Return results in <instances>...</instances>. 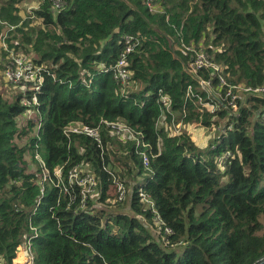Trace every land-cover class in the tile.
<instances>
[{"label":"trees","instance_id":"trees-1","mask_svg":"<svg viewBox=\"0 0 264 264\" xmlns=\"http://www.w3.org/2000/svg\"><path fill=\"white\" fill-rule=\"evenodd\" d=\"M20 1L0 0V52L11 65L23 50L41 82L37 103L29 88L0 91L2 260L29 239L34 264H264V93L209 109L217 97L198 82L227 104L217 73L231 85L264 80V0H37L29 11ZM127 34L123 88L114 73ZM200 50L219 71L189 69ZM179 121L212 134H175ZM71 123L100 142L66 133ZM78 167L96 177L83 202L68 178ZM110 199L124 209L102 205Z\"/></svg>","mask_w":264,"mask_h":264},{"label":"built area","instance_id":"built-area-1","mask_svg":"<svg viewBox=\"0 0 264 264\" xmlns=\"http://www.w3.org/2000/svg\"><path fill=\"white\" fill-rule=\"evenodd\" d=\"M55 7H60L64 0H53ZM133 36L132 35H125L124 36V49L121 52L116 64H115V77L120 82V84L124 87L128 86L129 83V77L131 71L127 67V54L133 49L135 42L132 41ZM185 48H189L188 46H185ZM195 57H192V59L189 61V69L191 71H196L198 68L204 66V67H210L213 71H219L220 66L214 62H212L203 51H197L195 53ZM38 67H35V65L30 61V59L22 58L20 56H14L12 59V64L7 65L3 71L4 80H7L8 83L13 84L14 86H23L24 84L26 87L29 88L33 92L32 98L30 101L33 103H37L36 97L34 95V91L38 90L39 83L41 82V77L36 73L38 71ZM217 78L219 80L220 85H227L226 90V96L229 95V100L227 104H223L221 100V96L216 93V91L213 90L212 84L210 82V79H204L199 78L198 82L199 84L207 90L210 94H212L214 97H217V103L210 104L205 103L206 106L209 109L218 108L220 105L223 106V108H235L237 105V99L241 98L244 94H253V93H264V80L256 86H244V85H231L226 82V79L223 75L220 73H217ZM31 82V86L28 87V83ZM233 88L235 90H233ZM191 92V88L188 87L187 93ZM162 100L166 101V96H162ZM22 102H25V99H22ZM232 123H228L225 125L226 129L231 128ZM121 128L123 129V132L125 131V128L122 126L116 125V132L117 134H120ZM64 131L67 132H80L84 131L90 135H92L97 141L100 142V135L97 129L90 128L86 125L80 124V123H71L68 126L64 128ZM122 132V133H123ZM175 134H179L181 131L174 130ZM123 135V134H121ZM110 146V144H109ZM228 152L223 154L221 157H219V160L223 161L225 157L227 156ZM143 163L147 164V156L143 155ZM79 167L76 168L74 171L69 172L68 178L70 182H76L80 186H82L81 192H82V202L84 201V198L86 197L87 193H92L94 191V186L96 183V177L93 172L90 170H86L82 172L81 174L78 173ZM117 182V199L123 200L125 198V189L124 186L119 182ZM140 190V188H139ZM12 251L15 253V256L11 258L10 264H34V250H33V242L31 240H23L20 244L15 246ZM0 264H7L5 263L1 256H0Z\"/></svg>","mask_w":264,"mask_h":264},{"label":"rangeland","instance_id":"rangeland-1","mask_svg":"<svg viewBox=\"0 0 264 264\" xmlns=\"http://www.w3.org/2000/svg\"><path fill=\"white\" fill-rule=\"evenodd\" d=\"M37 3H38L37 0H21L19 3V6L23 11H29V10H31V8H34L37 5ZM3 36H4V34H3ZM4 45H6V43H5L4 39H2L0 42V50H1V46H4ZM12 53H13L12 54L13 56H20L22 58L30 59L29 56L23 50L14 51ZM4 56L0 52V91L3 92V94L5 96H7L8 93L13 92L12 90H15V89L19 90L21 88L26 87V85L24 84L22 87L21 86H14L13 84L8 83L7 80H4L5 78L3 76V71H4L5 67L8 65L7 60L9 59L8 57L3 58ZM32 114H33V111L31 112L29 110L28 113L21 115V117L19 118V124L23 125L24 120L28 117H31ZM172 128H173V130H178V131L180 130V131L190 133L191 137L194 140H197L198 143H201L202 141L204 142L206 139V136H208V134L209 135L212 134V130H208V128L206 129L205 127L199 126L197 124H182L180 121L177 123H174ZM122 132H123V129L121 128L120 133H122ZM122 137H124V136H122ZM30 164H31V162H30ZM84 171H86V170H84ZM93 197L98 198V193L94 192ZM110 201H111L110 203H108V204L102 203V205L110 206L109 208L112 210H114L115 208L124 209L122 206H116L114 204V200L110 199ZM154 221H155L154 224H152V222H148L147 227L151 231V233H153L154 235H157V234H159V230L157 229V226L155 225V223H157L158 220L154 219ZM176 246H178V245H176Z\"/></svg>","mask_w":264,"mask_h":264}]
</instances>
